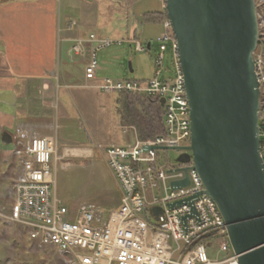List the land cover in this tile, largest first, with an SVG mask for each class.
<instances>
[{"label":"built area","instance_id":"1","mask_svg":"<svg viewBox=\"0 0 264 264\" xmlns=\"http://www.w3.org/2000/svg\"><path fill=\"white\" fill-rule=\"evenodd\" d=\"M161 1L167 13V1ZM257 12L260 34L253 60L260 94L259 152L264 163V30L258 8ZM75 24L71 22L69 27ZM128 41L137 51L146 50L140 40ZM157 42L156 70L153 78L146 80L97 77L98 52L114 43L107 37L91 33L75 39L71 48L75 55L85 57L87 44H91L85 67L86 87L103 93L165 99L162 134L142 140L133 126L132 143L104 147L107 164L122 190L120 203L107 215L90 202H82L76 211H70L54 192L59 159L56 141L23 126L12 130L11 151L20 169L13 181L10 209L8 213L1 210L4 222L18 225L35 249L56 250L63 264H240L226 220L215 199L206 193L187 149L192 137L190 104L180 45L168 14ZM168 51L175 75L161 78ZM170 149L189 153L190 161L172 164L161 154ZM185 179L187 185L172 187V182ZM155 208L160 212L156 213ZM211 240L226 253L224 258L210 257L207 246Z\"/></svg>","mask_w":264,"mask_h":264},{"label":"water","instance_id":"2","mask_svg":"<svg viewBox=\"0 0 264 264\" xmlns=\"http://www.w3.org/2000/svg\"><path fill=\"white\" fill-rule=\"evenodd\" d=\"M166 1L190 104L192 137L187 149L206 193L226 220L240 264H264V163L253 60L260 34L255 0ZM160 103L164 106L165 99ZM2 141L11 144L12 135L4 131ZM190 158L183 153L179 161ZM188 183L174 181L172 187Z\"/></svg>","mask_w":264,"mask_h":264},{"label":"crops","instance_id":"3","mask_svg":"<svg viewBox=\"0 0 264 264\" xmlns=\"http://www.w3.org/2000/svg\"><path fill=\"white\" fill-rule=\"evenodd\" d=\"M144 1L0 0V42L6 46L3 49L0 44V122L5 123L6 131L12 135L14 127L23 126L42 136L53 138L66 151L68 148H75L79 152L76 155L90 157L91 148L102 142L96 139L101 131L92 99L98 90L82 87L88 83L85 67L91 44H87L85 57L75 55L71 50L72 45L77 38L96 34L93 28L104 23L106 19L112 20L115 13H122L124 16L127 40L138 38V26L143 25V22L160 24L163 31V19L158 16L165 12L162 1L160 0V10L150 9L148 5H143ZM131 5L135 9L141 5V14H133L132 17ZM17 8L27 11L26 18L30 24H26L24 35L18 34L17 27L9 20ZM100 17L104 18V22ZM71 22H76L72 28L69 27ZM71 53L81 57V62H74L69 56ZM21 55L27 59H20ZM19 84H22L23 90H13ZM115 113L119 126H125L121 122L118 106ZM73 118L81 121L89 133L90 140L81 146H67V141L61 137L59 131L61 121L66 122ZM3 132L0 133V142L9 145L2 141ZM124 133L132 134L135 139L132 129ZM109 139L106 141L108 145H127L134 141L120 143L112 137ZM0 151L13 157L11 149L0 148ZM19 169L17 165L16 174ZM113 190L117 192V196L110 199V192ZM121 196L122 190L117 181L114 187L106 188L105 197L111 203L107 211L110 212L120 203ZM98 206L104 209L100 204ZM33 245L30 241V247L35 249Z\"/></svg>","mask_w":264,"mask_h":264},{"label":"rangeland","instance_id":"4","mask_svg":"<svg viewBox=\"0 0 264 264\" xmlns=\"http://www.w3.org/2000/svg\"><path fill=\"white\" fill-rule=\"evenodd\" d=\"M256 3L264 30V0H256ZM1 5L2 2H0ZM143 5H148L150 9H161L160 0H145ZM130 12L132 17L133 14H141V5L136 9L131 5ZM26 13V9L17 8L12 17L9 18L13 25L17 27L16 32L18 34L24 35L26 24H30L26 18ZM100 20L104 22V18L100 17ZM125 26L122 13H115L112 20L108 21L106 19L104 23L93 28L96 34L114 40V43L101 48L98 52L97 77L99 79L111 78L115 80L153 78L156 70L155 61L159 53L157 36L162 31L161 25L153 22H143V25L138 26L137 39L146 48V50L140 52L135 49L134 44H130L127 40ZM118 40L122 42L120 43ZM148 43L151 44L150 49L147 48ZM0 44H2L3 49L6 47L4 43L0 42ZM69 56L74 62H81V57H77L73 53ZM19 58L22 60L27 59L23 55ZM174 75L175 68L168 51L164 60L161 78L174 77ZM21 87L22 84H19L13 90L20 92L23 90ZM82 87L86 86L82 85ZM130 95L136 99L142 97V95ZM121 96H123L122 93L97 91V94L92 97L96 108L95 115L98 118L99 129L102 132H99L96 139L102 142L91 148L92 155L90 157H80L73 153L76 152L75 148H68L66 151L60 144L57 145V157L59 159L54 171V192L70 211L76 210L82 202H90L103 206L106 210L103 209L104 213L109 212L107 210H109L111 203L106 200V188L114 187L117 180L107 164L104 152V147L108 145L106 141H109L110 137L117 139L120 143L134 140L132 134L124 133V131L130 130L132 125L119 126L115 113ZM1 131H6V127L5 123L1 124L0 122V133ZM59 131L61 137L67 141V146H81L90 140L84 124L76 118L66 122L61 121ZM12 147V144L3 145L0 142L1 149L9 150ZM161 154L175 165L179 161L181 151L170 149L161 151ZM17 165L18 162L15 156L8 157V154L0 151V264H63L62 258L56 250L52 248H46L42 251L32 249L30 240L27 235L22 233L18 225L4 222L1 210L5 209V213H8L13 202V178L16 176ZM110 196V199H115L117 192L113 190L110 192ZM207 247L212 258L222 259L226 256V253L219 250V245L214 240H211Z\"/></svg>","mask_w":264,"mask_h":264},{"label":"trees","instance_id":"5","mask_svg":"<svg viewBox=\"0 0 264 264\" xmlns=\"http://www.w3.org/2000/svg\"><path fill=\"white\" fill-rule=\"evenodd\" d=\"M166 12L159 13L164 19ZM118 110L123 125H132L137 129L140 139H152L164 132V108L157 97L143 96L136 99L123 93L118 102Z\"/></svg>","mask_w":264,"mask_h":264},{"label":"bare ground","instance_id":"6","mask_svg":"<svg viewBox=\"0 0 264 264\" xmlns=\"http://www.w3.org/2000/svg\"><path fill=\"white\" fill-rule=\"evenodd\" d=\"M74 151H75V150H74ZM73 153H76V154H77V153H79V152H78V151H76V152H73Z\"/></svg>","mask_w":264,"mask_h":264}]
</instances>
